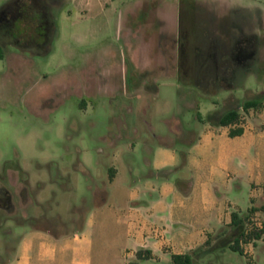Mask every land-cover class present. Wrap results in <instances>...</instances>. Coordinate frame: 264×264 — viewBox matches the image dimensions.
I'll return each mask as SVG.
<instances>
[{"label":"rangeland","instance_id":"obj_1","mask_svg":"<svg viewBox=\"0 0 264 264\" xmlns=\"http://www.w3.org/2000/svg\"><path fill=\"white\" fill-rule=\"evenodd\" d=\"M10 1L0 0V239L13 227L73 234L84 216L98 220L112 192L144 179L160 147L177 156L164 178L192 179L186 155L198 134L241 127L257 145L215 190L260 238L232 250L231 213L202 232L205 242L179 246L160 236L126 246L123 227L96 223L91 257L96 264L110 240L117 264H172L173 251L191 264H264V0ZM252 99L260 107L243 110ZM228 110L239 121L218 125ZM118 170L126 181L110 183Z\"/></svg>","mask_w":264,"mask_h":264},{"label":"crops","instance_id":"obj_2","mask_svg":"<svg viewBox=\"0 0 264 264\" xmlns=\"http://www.w3.org/2000/svg\"><path fill=\"white\" fill-rule=\"evenodd\" d=\"M245 134L243 131L238 136L223 137L211 130L198 134L186 155L192 179L183 178L175 182L164 177L173 170L169 168L175 167L176 153L160 147L156 159L148 162L151 166L147 173L142 174L144 179H134L124 192H112L114 198L111 204L100 206L103 209L98 220L94 213L84 216L83 226L73 234H57L49 227H13L12 238H7L8 234L5 237L3 233L0 239V264H93L91 253L96 223H114L123 227L122 236L126 246L139 239L147 242L144 246L155 245L158 242L152 239L157 236H160V242L173 246L192 244L196 240L198 243L205 242L202 232L218 228L223 221L228 222L230 208L237 209L230 201H227L226 207H221L215 182L221 180L229 186L234 172L240 169V165H245L242 159L246 156V150L254 149L257 145V139L246 143L243 140ZM235 137H239V141L231 144L230 138ZM215 143L219 147L213 151ZM193 152L198 156H194ZM205 153L216 155V158L210 161L203 157ZM255 171L252 170L249 175L255 176ZM256 175L261 181L262 173ZM157 177L163 178L155 180ZM125 181L126 178L118 170L110 183L120 185ZM252 182L256 183L254 179ZM121 197H124V201L120 200ZM20 202L13 195L11 204L15 210ZM2 210L6 212L4 207ZM101 244L96 264H117V260L110 257V240ZM150 251L159 255L151 247Z\"/></svg>","mask_w":264,"mask_h":264},{"label":"trees","instance_id":"obj_3","mask_svg":"<svg viewBox=\"0 0 264 264\" xmlns=\"http://www.w3.org/2000/svg\"><path fill=\"white\" fill-rule=\"evenodd\" d=\"M3 57V50L0 46V58ZM260 100L258 99H252L247 100L243 103L242 108L243 110H248L249 108H258L260 107ZM199 116V115H198ZM240 114L237 110H228L226 111L218 120V125L220 126H230L237 121H239ZM243 133V129L241 127H238L236 129H230L228 132L229 137H234L241 135ZM257 209L255 207H250L249 211L254 212ZM244 219L237 213L236 211L231 212L230 215V222L229 225L233 226L235 228L234 233L232 234V244H230V248L238 253H242V249L239 245L240 240L244 239L245 241L251 240V239H258L260 238L263 230L257 231L255 229H252L250 231H246L244 228ZM208 240L206 241V243ZM142 251H137V256L139 258H142L141 256ZM147 254V257L151 254L150 251H145ZM171 263L172 264H191L192 258L189 253L184 254H171L170 256ZM131 264H136V262H133Z\"/></svg>","mask_w":264,"mask_h":264},{"label":"flooded vegetation","instance_id":"obj_4","mask_svg":"<svg viewBox=\"0 0 264 264\" xmlns=\"http://www.w3.org/2000/svg\"><path fill=\"white\" fill-rule=\"evenodd\" d=\"M18 1H21V0H11L7 5H10V4H12L13 2L15 3V2H18ZM34 2V0H30L29 1V3H33ZM44 3H46V1H43ZM35 3V2H34ZM44 3H42V4H44ZM50 4H52L53 2L50 0V2H49ZM7 5H4V7H2V8H5ZM44 14V13H43ZM28 15H30L31 17H34L35 15H32V13H28ZM37 16H39V15H37ZM40 16H43L42 14H40ZM39 16V17H40Z\"/></svg>","mask_w":264,"mask_h":264}]
</instances>
